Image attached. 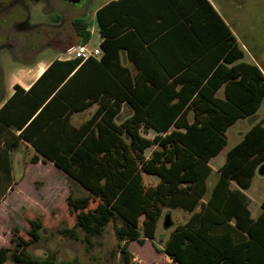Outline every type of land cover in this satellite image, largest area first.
<instances>
[{"label": "trees", "instance_id": "trees-1", "mask_svg": "<svg viewBox=\"0 0 264 264\" xmlns=\"http://www.w3.org/2000/svg\"><path fill=\"white\" fill-rule=\"evenodd\" d=\"M197 1L229 36V45L221 48L227 52L235 38L206 0ZM116 5L111 2L96 11L101 34L110 35V24L117 20ZM54 18L59 20L57 15ZM70 24L80 43L86 44L87 20L77 17ZM107 40L100 44L105 50ZM235 51L223 59L231 64L229 68L219 65L210 77L209 69L195 81L189 78V85L175 95L187 90L192 100L175 103L161 97L183 77L175 78L171 86L165 87L167 77H163L139 87L129 78L128 84L124 82V70L120 75L109 68L107 54L84 61H52L27 90L14 85L12 95L0 106V198L13 184L10 153L23 144L33 150V164H52L84 191L80 196L70 192L66 198L75 220L71 229L60 230L67 237L76 239L80 229L90 245V239L111 223L118 251L127 263V242L142 246L154 240L163 208L180 209L189 214L184 224L163 225L172 230L162 252L174 264H264V200L261 212L252 218L249 199L241 192L264 165V118L251 124L227 152L204 200L211 173L208 162L226 146V130L239 119H251L264 100L263 74L255 65H232L243 57L237 46ZM112 56L116 59L115 49ZM223 85L220 100L215 93ZM156 92L158 98L150 100ZM93 104L97 108L88 119L78 126L71 123L73 114ZM123 104L132 113L119 120ZM142 129L156 134L148 139ZM152 146L158 149L144 157ZM143 173L157 178V183L145 188ZM231 182L238 188H231ZM41 230L39 219L30 220L24 241L14 235L15 229L14 249L0 248V264L9 258L17 264H79L76 258L58 262L53 253L42 258L30 255L27 248L40 240Z\"/></svg>", "mask_w": 264, "mask_h": 264}, {"label": "rangeland", "instance_id": "rangeland-1", "mask_svg": "<svg viewBox=\"0 0 264 264\" xmlns=\"http://www.w3.org/2000/svg\"><path fill=\"white\" fill-rule=\"evenodd\" d=\"M28 11V25L52 24L41 26L42 34L39 35V45L42 43H65L69 36L74 34L70 20L83 17L94 28V10L106 0H81L78 4H71L61 0H23ZM221 14L227 20L234 32L239 44L244 48L248 60L255 63L264 73V0H213ZM63 14L58 22H54V15ZM14 15V14H13ZM11 19V20H10ZM7 19L4 23L0 18V45L7 33L8 49L0 47V101L7 99L13 74L27 62L48 61L57 51L46 47L41 50L30 51L35 34H28L24 40L17 33L16 24L19 19ZM54 25V26H53ZM6 29V30H4ZM61 35V38L58 35ZM94 45L93 43L91 44ZM38 47V46H37ZM67 56H62L65 58ZM1 104V103H0ZM91 112L77 114L71 117L73 125H79L85 121ZM256 116L251 120H239L226 131V146L209 162L213 169L207 180V193L209 196L214 183L217 180V169L223 164L226 153L235 146L242 135L256 120L264 117V101L258 109ZM124 119L120 116L119 120ZM252 122V123H250ZM141 134L152 139L153 131L142 129ZM152 146L144 152V157L149 158L153 150ZM33 150L23 144L11 151L12 162V188L8 189L0 198V248L14 249L13 231L16 237L28 240L29 221L39 219L42 225L40 240L30 245L27 252L32 256L44 257L53 253L56 260L70 261L76 258L79 264H174L167 255L162 252V246L172 229H164L165 216L171 221L172 226L184 224L189 214L180 209L163 208L160 220L157 224L154 240H146L140 246L134 241L127 242V251L130 254L129 262L125 263L118 251L119 243L113 235L112 224L109 223L102 234L90 239V245L83 241V233L76 229L77 238L72 239L60 233L61 229H71L74 224V215L70 214L66 204V198L71 192L74 196L84 194V191L71 181L64 173L50 163L38 162L33 164L30 159ZM1 177V174H0ZM142 182L145 188L154 186L157 178L142 174ZM234 188L232 182L230 185ZM264 188V175L256 173L250 189L247 191L254 202L263 194L255 191ZM251 215L258 214L259 208L249 205ZM4 264H17L9 258Z\"/></svg>", "mask_w": 264, "mask_h": 264}, {"label": "crops", "instance_id": "crops-1", "mask_svg": "<svg viewBox=\"0 0 264 264\" xmlns=\"http://www.w3.org/2000/svg\"><path fill=\"white\" fill-rule=\"evenodd\" d=\"M111 2H117L114 10L117 20L115 23L112 22L110 24V35L106 36L99 31V26L96 20V11ZM206 2L236 40L235 44L232 45L231 48H228L227 52H223L221 48L222 44L229 45V36H227L213 13L205 7L203 3H198L197 0H106L93 12L95 26L93 28L88 23L87 30L90 33V39L86 44L80 43V39L73 34L69 36L67 42H63L62 44L42 43L39 45L40 50L45 47L48 50L53 48V50L57 51V54L48 61L40 60L37 62H27V64L19 68V70H17L12 76L7 98L12 95L14 85L17 84L24 90H27L52 61L67 60V57L62 58V56H67L65 54L66 50L71 46L80 44L86 45L88 48L98 47L100 49L99 57L107 54V56H109V68L119 72V74L124 70V73H122V79L124 78L123 80L127 84L130 79L132 80V85L148 87L153 84L151 79L154 81H163V77H167L164 82L166 87L171 86L174 83L173 81L175 78L183 77V79L175 85L174 90H169L168 93L161 98L162 100H170L172 103L177 101H191L192 98L189 97L187 90L179 93V96L175 95V93L180 92L182 87L186 88L189 85V78L195 81L200 74L209 69L210 73L208 74V77H210L219 65L229 68L231 64L223 62V59L231 52L235 54L236 46L243 53V57L232 65L243 62L245 64L257 66L255 63L247 59L244 48L239 44L234 32L230 28L225 17L221 14L217 4L213 0H206ZM58 16L60 20L63 14H59ZM54 17H56V15H54ZM42 25L44 27L52 24L49 23ZM58 37L61 38V35L59 34ZM106 37H108L107 50H105L104 47H100V44L105 42ZM92 43L94 44L93 46L91 45ZM114 49L116 59L112 56ZM257 68L264 76L262 70L258 66ZM163 71H168L170 73H167V76ZM169 76L170 78H168ZM157 93L158 92H156L150 100L158 98ZM215 97L220 100L224 99V85L216 91ZM2 103L3 102H1L0 106ZM96 108L97 104H93L87 110L73 114L72 116L91 112L88 116L89 118ZM131 113L132 110L130 107L127 106V104H123L118 117L122 116L126 118L129 117ZM180 115L181 114H176V116ZM254 116L258 118L256 114ZM187 117L191 120L193 118V113L189 112ZM263 118L259 120L257 119L255 123ZM246 120L251 119L246 118ZM153 132L155 133V131ZM258 169L256 170V173H258ZM212 171L213 169L211 168V172ZM255 175L252 178V181L254 180ZM250 187L246 190H241V192H243V194L249 199V205L254 204L256 208H259V212L256 216L253 217L251 215L252 218H256L261 212L260 204L264 200V188H261V190H255L263 195L259 200L254 202L252 198L247 195V191ZM234 188L238 187L235 185Z\"/></svg>", "mask_w": 264, "mask_h": 264}, {"label": "flooded vegetation", "instance_id": "flooded-vegetation-1", "mask_svg": "<svg viewBox=\"0 0 264 264\" xmlns=\"http://www.w3.org/2000/svg\"><path fill=\"white\" fill-rule=\"evenodd\" d=\"M12 16H14L15 19L20 20L19 23L16 24L15 28L17 33L24 36L23 37L24 40L27 39L25 36H27L28 34L36 35V38L33 39L34 40L33 45H30L28 47L30 51L36 52L39 49L38 40H39V35L42 34V30L40 28L43 25L42 24L33 25V26L28 25V11L23 0H0V18L3 19V22L5 23L7 19L12 18ZM7 39L8 36L7 33H5V36L3 37V43L0 45L1 48L8 49L10 47V45L7 43Z\"/></svg>", "mask_w": 264, "mask_h": 264}, {"label": "built area", "instance_id": "built-area-1", "mask_svg": "<svg viewBox=\"0 0 264 264\" xmlns=\"http://www.w3.org/2000/svg\"><path fill=\"white\" fill-rule=\"evenodd\" d=\"M65 54L68 59L79 58L81 61H84L88 58H98L100 56V49L97 48H88L86 45H75L69 47Z\"/></svg>", "mask_w": 264, "mask_h": 264}, {"label": "water", "instance_id": "water-1", "mask_svg": "<svg viewBox=\"0 0 264 264\" xmlns=\"http://www.w3.org/2000/svg\"><path fill=\"white\" fill-rule=\"evenodd\" d=\"M61 1L71 3V4H78L81 0H61ZM258 174L264 175V166L259 167ZM168 216L169 215L165 216V225H167L169 223Z\"/></svg>", "mask_w": 264, "mask_h": 264}]
</instances>
